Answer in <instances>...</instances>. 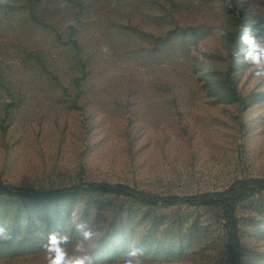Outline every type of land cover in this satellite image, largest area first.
<instances>
[{
    "label": "rangeland",
    "instance_id": "rangeland-1",
    "mask_svg": "<svg viewBox=\"0 0 264 264\" xmlns=\"http://www.w3.org/2000/svg\"><path fill=\"white\" fill-rule=\"evenodd\" d=\"M63 2L0 5V184L184 197L264 178V81L234 56L245 31L264 38V0ZM200 42L208 64L190 55ZM73 212L101 233L109 264L133 241L159 264H227L219 207L102 192L0 194L15 237L0 242V264H45L50 233L77 239ZM235 217L241 264H264V191Z\"/></svg>",
    "mask_w": 264,
    "mask_h": 264
},
{
    "label": "clouds",
    "instance_id": "clouds-1",
    "mask_svg": "<svg viewBox=\"0 0 264 264\" xmlns=\"http://www.w3.org/2000/svg\"><path fill=\"white\" fill-rule=\"evenodd\" d=\"M9 0H0V5H6ZM60 7H66L61 0ZM264 38L250 31H245L240 37L243 45L234 53L238 64L248 65L246 71L252 73L257 82L264 81ZM209 49L204 47L203 42L190 47V55L202 63L208 64ZM72 224L77 236L72 242L69 235L63 231L52 232L48 236L47 243L42 245L45 264H109L105 256L99 251L102 235L94 230L87 222L72 214ZM61 228V225H58ZM15 239L13 231L7 222H0V242H10ZM115 264H159L153 254L145 246H138L131 242L122 257Z\"/></svg>",
    "mask_w": 264,
    "mask_h": 264
},
{
    "label": "trees",
    "instance_id": "trees-1",
    "mask_svg": "<svg viewBox=\"0 0 264 264\" xmlns=\"http://www.w3.org/2000/svg\"><path fill=\"white\" fill-rule=\"evenodd\" d=\"M235 90L234 88L232 89ZM264 191V178L247 177L232 183L228 188L204 195L195 196H155L132 189L127 185L80 184L66 189L30 190L11 185L0 184V194L10 197L29 198L36 201H54L81 192H102L127 196L147 205L171 206L177 204L208 205L219 207L227 229V264H241V244L235 210L238 204Z\"/></svg>",
    "mask_w": 264,
    "mask_h": 264
}]
</instances>
